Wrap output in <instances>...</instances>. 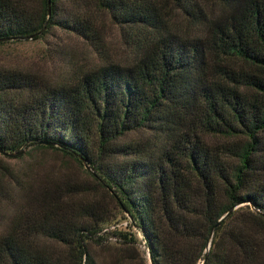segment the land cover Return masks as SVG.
I'll use <instances>...</instances> for the list:
<instances>
[{
  "label": "trees",
  "instance_id": "obj_1",
  "mask_svg": "<svg viewBox=\"0 0 264 264\" xmlns=\"http://www.w3.org/2000/svg\"><path fill=\"white\" fill-rule=\"evenodd\" d=\"M39 1L0 0V46L57 23L104 50L89 18L59 19L75 0ZM93 1L133 46L132 64L63 85L0 68V151L87 165L111 208L14 217L0 264H97L91 250L109 238L122 263L264 264V0H178L193 37L169 31L160 0Z\"/></svg>",
  "mask_w": 264,
  "mask_h": 264
},
{
  "label": "rangeland",
  "instance_id": "obj_2",
  "mask_svg": "<svg viewBox=\"0 0 264 264\" xmlns=\"http://www.w3.org/2000/svg\"><path fill=\"white\" fill-rule=\"evenodd\" d=\"M24 1L34 10L40 7L39 0ZM160 1L163 2L164 17L169 20L170 32L182 37L199 34L195 22L177 7L178 0ZM197 1L211 8V0ZM57 14L59 19L75 15L89 18L100 31L104 50L97 52L89 41L55 23L38 39L32 37L0 46V68L29 72L41 82L63 85L108 63L132 64L133 46L93 0L60 3ZM127 137L146 138L148 133H131ZM1 167H8L12 175L4 174ZM103 206L111 208L108 194L88 175L87 169L73 160L50 152L22 159L0 154V234L14 217L20 215L42 216L50 209L60 219L70 214L84 215L88 208ZM122 225L126 224L121 222L119 226ZM115 246L114 240L109 238L103 246L92 248L96 263L132 264L119 262ZM140 249L144 250L142 246Z\"/></svg>",
  "mask_w": 264,
  "mask_h": 264
},
{
  "label": "water",
  "instance_id": "obj_3",
  "mask_svg": "<svg viewBox=\"0 0 264 264\" xmlns=\"http://www.w3.org/2000/svg\"><path fill=\"white\" fill-rule=\"evenodd\" d=\"M48 13L50 14V6H49V8H48ZM0 154H2V155H4V156H6V157H14L15 155H8V154H4L3 152H1L0 151ZM85 169H89V167L87 166V165H85ZM223 220V218L219 221V222H221ZM150 264H153L152 263V260H151V257H150Z\"/></svg>",
  "mask_w": 264,
  "mask_h": 264
}]
</instances>
